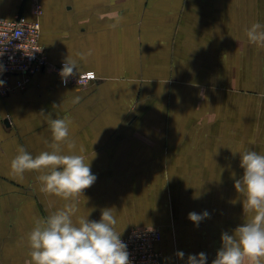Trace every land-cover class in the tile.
Listing matches in <instances>:
<instances>
[{
    "label": "crops",
    "instance_id": "crops-1",
    "mask_svg": "<svg viewBox=\"0 0 264 264\" xmlns=\"http://www.w3.org/2000/svg\"><path fill=\"white\" fill-rule=\"evenodd\" d=\"M39 1L51 63L69 56L97 79L77 87L42 71L24 87L22 75L12 76V89L0 92V264H33L36 222L70 204L74 223L114 208L121 235L161 227L164 264L201 252L212 264L221 234L254 215L233 174L243 175L238 152L264 155V45L246 34L264 25V0ZM34 7L0 0V17L35 18ZM52 119L72 122L60 154L82 155L97 177L68 200L41 190L50 169L20 178L10 167L18 146L33 157L53 151ZM205 210L198 226L188 219Z\"/></svg>",
    "mask_w": 264,
    "mask_h": 264
},
{
    "label": "clouds",
    "instance_id": "clouds-1",
    "mask_svg": "<svg viewBox=\"0 0 264 264\" xmlns=\"http://www.w3.org/2000/svg\"><path fill=\"white\" fill-rule=\"evenodd\" d=\"M246 34L250 43L264 45V25L261 23H253L246 29ZM77 73L80 76L77 61L68 56L60 73L62 83L67 84V77ZM87 75L89 79L95 78L94 73ZM4 84L5 81L0 80V86ZM79 101L77 96L73 103ZM71 123L66 119L50 120L56 142L49 145L53 151H43L33 157L23 146H18V154L10 164L12 172L20 178L26 171L50 169L49 174L39 177L43 183L41 190L65 200L82 194L97 179L91 172L90 162L85 163L82 155L60 154V143L68 139ZM68 147L75 149V142L70 141ZM238 153L243 175L235 179L233 174L234 187L245 196L244 211L254 212V215L250 221L235 228L232 234H221L222 246L212 264H244L245 258L250 264H261V258H264V155L254 150ZM76 211L75 204L66 205L43 222H36L28 237L33 264H131L127 245L121 240V233L115 230L114 208L102 209L99 221L89 220V213L74 223L72 216ZM209 216L206 210L200 214L190 212L188 219L198 226ZM176 255L184 257L183 252ZM206 262L207 255L201 252L189 255L187 264Z\"/></svg>",
    "mask_w": 264,
    "mask_h": 264
},
{
    "label": "built area",
    "instance_id": "built-area-1",
    "mask_svg": "<svg viewBox=\"0 0 264 264\" xmlns=\"http://www.w3.org/2000/svg\"><path fill=\"white\" fill-rule=\"evenodd\" d=\"M36 17L29 18L18 14L14 17H0V80L5 81L0 86V92L7 94L12 86L10 77L22 75L23 80L18 81V86L24 87L26 80L36 73L50 71L61 76L63 64L51 63L41 41L42 24L40 16L44 9L39 0H34ZM94 73L95 78L89 79L88 73ZM94 71L75 74L67 77V84L83 87L96 80ZM121 240L127 245L131 264H164L162 251L158 248L163 239V232L159 226L134 227Z\"/></svg>",
    "mask_w": 264,
    "mask_h": 264
}]
</instances>
